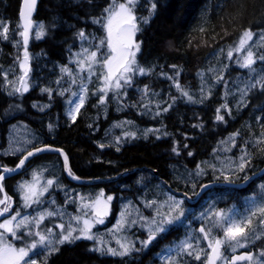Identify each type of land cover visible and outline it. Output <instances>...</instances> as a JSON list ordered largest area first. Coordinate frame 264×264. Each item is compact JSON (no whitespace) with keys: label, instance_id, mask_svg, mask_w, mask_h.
Here are the masks:
<instances>
[{"label":"trees","instance_id":"obj_1","mask_svg":"<svg viewBox=\"0 0 264 264\" xmlns=\"http://www.w3.org/2000/svg\"><path fill=\"white\" fill-rule=\"evenodd\" d=\"M21 2L22 0H0V22L6 23L9 28V40L0 39V70L13 67L17 76L20 70L14 61L18 56L22 58L23 45L21 42L18 47H13V42L21 40L17 35L21 30L17 27ZM107 2L108 0H40L33 17L32 32L38 24L43 23L45 35L36 39L33 32L28 46L29 54L35 56L31 61L29 75L35 86L23 96H10V89L7 87L6 90L4 77L0 76V145L6 140L9 126L21 123L33 129L43 141L61 148L69 157V164L75 175L84 179H111L86 186L73 183L65 173L62 175V180L68 188L81 191L102 189L105 194L114 196L106 226L112 224L115 219L120 197L139 201V197L151 199L157 193L162 198L159 190L167 189V185L177 191H185L184 182L176 180V167L194 170L198 163L210 157L220 140L238 129L240 134L236 150L239 152L238 145L249 138V131L252 134L261 132L260 124L255 118L264 116V112L259 110V107L264 105V94L256 90L249 96L247 107L237 109L227 98L232 115L229 117L225 114V122H216L215 110L225 102L221 99L225 91L223 84H220L203 104H186L179 100L167 113L155 118L151 114L140 115L142 109L138 107L127 106L140 101V93L136 88H143L146 84L150 85L152 91L161 92L163 98L167 95L168 103H171L168 99L169 91L172 96L178 95L174 88L169 89V81L157 76L161 71L159 66H163V71L169 74L172 69L168 65L181 68L180 83L185 87L190 86V90L196 92L199 86L197 72L207 66L215 51L237 43L245 28H249L254 34L264 29V0H153L157 8L149 23L142 25V31L138 33V39L142 42L138 59L143 66L156 65L155 72L151 76L136 78V83L121 101V104L125 105L122 111H118L116 103L109 99L108 113L106 116L101 115L100 119L93 123V116L99 111L98 107H93L98 97L89 95L77 115L76 122L73 123L66 115L69 94H53L49 100L47 93H42L41 88L50 87L54 92L57 89L55 81L59 75V66L68 63L69 50L76 52L81 47V42L75 35L80 29H84L86 34H101L98 26L93 25L89 18L99 16ZM148 6L147 0H141L137 15L148 16ZM201 28L204 29L203 32L200 31ZM229 65L230 71L226 73L225 78L232 87V81L243 75L245 69L238 68L231 61ZM33 104H50V107L40 111L34 108ZM16 105H20V108L17 109ZM151 106L155 111V103ZM161 107H167V103L161 104ZM123 118L133 120L140 126L159 129V132L152 133L147 139L138 134L137 138L132 139L121 136L122 132L119 131L113 136L121 137L120 150L117 151L115 146H111L114 144L113 140L106 139L105 132L113 122ZM49 123L55 126L51 133L48 129ZM89 124L92 125L91 128L88 127ZM194 125L202 127H193ZM157 136L160 138L157 139ZM174 141L180 150L179 156L171 151ZM100 143L105 147H98ZM185 144L188 145L187 149L183 147ZM250 149L255 152L252 146ZM189 151L193 153L191 157L187 155ZM53 159L63 168V161L58 154L46 153L36 156L17 176L4 181L7 193L15 194L19 200L18 194L14 193L17 182L29 179L30 171L35 165ZM18 162V156H0V166L15 167ZM263 168L264 154L256 153L248 174L254 175ZM242 181L239 179L236 182ZM159 183L162 187L156 190ZM199 183H213L212 175H207L198 181V185ZM255 183L254 181L240 188L209 189L190 205L192 214L184 225L173 228L162 238L157 237L146 248L137 247L140 251L131 256H102L89 251L93 247L92 241L79 240L71 245L60 246L59 251L48 257V264H159L157 254L185 236L189 230L187 222H190L193 215L209 200H217L218 209L232 204L242 206L243 197L253 191ZM197 191H200L199 187ZM95 194L92 192V195ZM53 195L64 203L61 192ZM68 207L74 208L73 205ZM192 222L198 224L197 221ZM54 231L60 230L54 228ZM140 234L147 238V233ZM252 248L255 251L264 250V239L257 241ZM196 263L200 264L197 261Z\"/></svg>","mask_w":264,"mask_h":264},{"label":"snow or ice","instance_id":"obj_2","mask_svg":"<svg viewBox=\"0 0 264 264\" xmlns=\"http://www.w3.org/2000/svg\"><path fill=\"white\" fill-rule=\"evenodd\" d=\"M141 0H108L105 7L100 11L99 16L90 17L93 25L98 26L100 35L86 34L84 29H80L75 35L81 42L78 51L69 50V60L67 64L59 66L60 75L55 81L57 89L50 87L41 88L42 93H47L49 100L53 94L63 96L70 92L72 99L66 108V115L75 123L77 115L84 107L89 95L98 97L97 103L93 107H98L106 113L109 99L116 103L117 107L122 109L125 105L121 101L125 99L128 90L136 83L138 76H151L156 69V65L143 66L140 64L138 54L141 53V41L138 39V33L142 31V25L148 24L157 8L153 0H147L148 16H138ZM37 0H23L19 9V24L17 35L22 39L23 52L22 58L18 56L14 64L19 65L20 74L17 76L14 68L11 69L13 79H8V72L0 70V76L4 77V85L10 86L8 95L23 96L32 87L29 75L31 69L28 44L30 31L33 30L32 15L36 8ZM204 31L203 28L200 29ZM227 34V33H226ZM45 35V26L40 23L35 28V38L40 39ZM254 35L258 39L253 41ZM0 39L9 40V28L6 23L0 22ZM87 42V47L84 43ZM21 40L13 42V47H18ZM191 44V41L189 42ZM256 51H253V48ZM236 54L233 60V54ZM217 60V65H210L207 70H198L199 79L198 92H192L189 87L180 83L182 69L176 65H168L172 69L171 74L163 71L157 73L158 77L169 81V89L174 88L178 93L172 96L168 93V100H154L161 94L152 91L150 85H144L143 88H136L140 93V101L131 105L132 108H140V115L151 114L153 118L167 113L174 107L177 101L182 100L186 104H203L210 96L214 94L217 85L225 86L224 95L221 97L225 102L216 108L215 121L225 122V114L231 117L232 112L227 102L228 96H235L239 93L237 100V109L248 106V97L250 93L259 90L264 94V66L257 68L255 65L259 62L264 65V29L258 34H254L249 28H245L238 43L234 45L219 48L213 53ZM233 62L238 68L247 70V79L232 81V87L229 86V80L225 78L226 73L230 71L229 63H224L220 58ZM75 67H72V66ZM67 87H64V85ZM240 84L243 86L241 87ZM94 85V86H93ZM90 86H93L90 88ZM73 88L76 90L73 91ZM198 97V98H197ZM152 103H155L156 110L153 111ZM167 103V107H161V104ZM43 111L49 105H36ZM19 109L20 105H16ZM264 112V105L259 107ZM224 113V114H222ZM257 123L260 124L261 132L259 136H253L249 131V138L244 140L239 147V155L225 156L220 158L219 152L228 153L232 148L237 147V138L239 129L230 133L228 137L220 141L222 147L214 149L216 162L210 163L202 161L198 163L193 171L187 172V178L178 176L177 180H183L185 191L178 197L171 190L164 192L165 199H144L142 201L145 208L151 210L150 216H144L139 209H132L131 202L121 206V211L111 228L101 235L94 231L97 225H103L110 213V202L113 201L112 195H106L101 189L95 195H82L73 189L67 188L61 182L60 177L49 173L48 169H33L31 179L17 182L15 192L19 196V204L13 209V196L5 191L3 181L9 174L17 172L25 165L28 158L42 152H51L58 154L63 158L62 172L67 174L71 180H79L80 177L74 174L69 166V157L58 147H53L46 141H40L38 138L25 139L23 145L20 141L13 138L9 142V148L5 150V155H15L21 153L19 162L14 168L6 165L0 166V264H38L35 258L43 254L40 264H48L47 258L57 251L62 245H71L79 240L92 241L93 247L89 251L100 255L125 258L133 253L140 251L136 247V241L130 238L129 230L139 226L147 233V238L141 240V248H146L150 242L157 237L162 238L164 234L170 232L177 226L184 225L192 214L190 205L192 197H200L209 185L199 183L198 180L204 177L210 171L213 177V183L221 177L227 185H235L236 180L242 179L247 182L250 178L247 169L252 167V161L256 153L264 154V116H256ZM131 121L115 122L113 127L124 128L130 125ZM14 128L16 126H13ZM54 125L49 123L48 129L51 133ZM92 127L91 124L88 125ZM193 127H202L194 125ZM159 132V129H145L143 136L148 138L149 133ZM167 133H165L166 135ZM105 135H108L106 130ZM123 137L135 139L137 133L134 131H122ZM160 137L157 136V139ZM121 137L114 138L116 150H120ZM251 145L255 152L249 150ZM98 147L104 148L103 143ZM187 149L188 145L183 146ZM171 151L179 156L180 150L175 146ZM188 156L193 153L189 151ZM243 173L241 177L240 174ZM199 187L200 191H197ZM64 193V203L59 205L53 193ZM47 194V196H46ZM244 212L241 213L233 206L227 210L218 209L215 203H209V207L202 211L196 219L200 220L201 226L192 230L190 228L185 233L184 238L178 243L166 246L158 253L162 264H190L185 257L192 258L200 264H239L246 261L247 264H264V250L257 254L246 251L237 255L238 249L247 248L255 244L256 241L264 239V185H260L259 193H254L243 197ZM47 207H43V205ZM75 205V212L67 211V206ZM11 210V211H10ZM53 219L55 222L53 224ZM60 229L59 232L54 231ZM107 235L115 241L116 247L110 246V241L104 239ZM203 242V246H202ZM230 254V255H229Z\"/></svg>","mask_w":264,"mask_h":264},{"label":"rangeland","instance_id":"obj_3","mask_svg":"<svg viewBox=\"0 0 264 264\" xmlns=\"http://www.w3.org/2000/svg\"><path fill=\"white\" fill-rule=\"evenodd\" d=\"M38 25H39V24H38ZM33 32H34L33 36H35V31H33ZM33 32H32V33H33ZM259 32H260V31H259ZM259 32H258V33H259ZM258 33H257V34H258ZM31 37H32V34H31ZM257 39H258V36H257V35H254V37H253V41H249V44H253V42H254L255 40H257ZM21 42H22V39H21ZM237 43H238V42H237ZM84 46L87 47V44H85ZM225 49H227V48H225ZM253 51H254V52L256 51V48H255V47L253 48ZM29 55H30V64H29V67L31 68V61L35 58V56H34L33 54H29ZM235 58H236V54L234 53V54H233V59H235ZM220 59H221L224 63H229V62H230V61L225 60L223 56H221ZM210 65H217V60H216V58H215L213 55H211L210 59L208 60L207 66H206L204 69H202V70H207V68H208ZM217 66H218V65H217ZM262 66H264V65L259 64V62H257V64L255 65V67H257V68H260V67H262ZM73 67H75V66L73 65ZM11 68H13V67H11ZM11 68L4 70V71L8 72V79H9V80H12V79H13V75H12ZM58 71H59V70H58ZM58 74L60 75V72H59ZM59 75H58V76H59ZM29 78H30V76H29ZM236 78H237V77H236ZM237 79H239L240 81H243V80L247 79V70H245V73H244L243 75L239 76ZM237 79H235V80H237ZM198 80H199V79H198ZM235 80H234V81H235ZM30 81H31V78H30ZM31 84H32V82H31ZM219 85H220V84H219ZM219 85H217L216 88H217ZM33 86H35V83L32 84V87H33ZM240 86L242 87L243 85L240 84ZM7 87L11 90L10 86H7ZM32 87H30L29 90H30ZM64 87H67V85L65 84ZM91 87H92V86H90V88H91ZM230 87H231V86H230ZM198 88H199V86H198ZM216 88H215V89H216ZM75 90H76V89L73 88V91H75ZM155 92H156V91H155ZM196 92H198V90H197ZM157 93H160L161 95H160L159 97H155V98H153L154 100H166V99H167V95L165 96V98H163L161 92H157ZM65 94H69L68 103H69L72 99H75L74 97L71 96V93H70V92H66ZM250 95H251V93L249 94V96H250ZM197 98H198V97H197ZM227 98H228V99H231V100L234 99V101L232 100V104H235V106H236L237 100L239 99V93H236L235 96H228ZM248 98H249V97H248ZM180 101H182V100H180ZM183 102H184V101H183ZM233 102H234V103H233ZM197 104H199V103H197ZM98 109H99V108H98ZM116 109H117L118 111H122V109L118 108L117 106H116ZM107 113H108V105H107V111H106V113L104 112V110L99 109V111L93 116V120H92L93 123H96V122L100 119L101 115L106 116ZM121 121H131L132 123H131L130 125H125L123 129L120 128V127H113V125H114L115 122H121ZM115 122H113V123L111 124V126L107 129L108 135H105L106 139L113 140V142H114V137H113V136H114L117 132H119V131L122 132V131H126L127 129H130V130L136 132L138 135H141L142 137H144V136H143V132H144L145 129H154V128H152V127H144V126H140V125L137 124L135 121H133V120H129V119H126V118H123V119L118 120V121H115ZM13 126H16V127L14 128ZM151 134H152V133H149L148 138L151 136ZM259 135H260V132H256V133L253 134V136H259ZM121 136H122V135H121ZM119 137H120V136H119ZM226 137H227V135H226ZM226 137H225V138H226ZM13 138H15V139H17V140L20 141V145H17V146H21V145H23V140H25V139L38 138L40 141H43V139H42V138H41V137H40V136H39V135H38L33 129H31V128L29 129L27 126H25V125H23V124H21V123L12 124V125H10L9 128H8L5 142L2 143V145H4V144H5V145H4L2 148H0V156H9V155H5L4 153H5V150L9 148V142H10V140H12ZM225 138H224V139H225ZM224 139H222V140H224ZM222 140H220V141H222ZM220 141L216 144V146H215L214 149H220V148L222 147V145H220ZM2 145H0V146H2ZM250 147H251V145H249V147H248L249 150H251ZM234 150H235V147L232 148V151H231V152H228V153H224L223 151H220V152H219L220 158L223 159L225 156H229V157L233 156V154H234L233 151H234ZM237 153H238V152H237ZM18 155L20 156L21 153H17V154L12 155V156H18ZM238 155H239V154H238ZM204 161H208V162H210V163H214V162H216V155L214 154V152H212L211 155H210V157H209L208 159L204 160ZM41 168L48 169V172L45 173V176H47L49 173L55 174L56 176L60 177L61 182L65 185L64 181L62 180V175H63L62 167L57 163L56 159H53V160H51V161H47V162H43V163H40V164L35 165V166L31 169L30 174H31V172H32L33 169H37V170H39V169H41ZM189 171H193V170L181 169L180 167H176V169H175V177H176V180H177V177H178V176H184L185 178H187V172H189ZM209 174L212 175V173H211L210 171L208 172L207 175H209ZM247 174H248V169H247ZM207 175H206V176H207ZM206 176L199 178L198 181H201V180L204 179ZM240 176L242 177V176H243V173H241ZM248 176H249V174H248ZM221 178H222V177H221ZM30 179H31V177H30L29 179H24V180H30ZM230 179H236V178L230 176ZM24 180H21V181H24ZM145 180H147V179H145ZM236 180H239V179H236ZM180 181H183V180H180ZM260 185H264V179H263L262 181L256 183L255 187L253 188V191H252L249 195H252V194H254V193H259V191H260ZM160 187H162V184H161V183H159V184L156 186V190H159ZM67 188H68V187H67ZM15 189H16V187H15ZM69 189H73V190H75V192H78V193H80V194H82V195H85V196H87V195H92V192L98 193V192L101 190V189H94V190H93V189H86V190H84V191H81V190H79V189L77 190V189H74V188H69ZM159 191H161V193H162V198H160V197L158 196V194H157L156 192H154V193H156V194H155V197L152 198V199H158V200H161V201L164 200V199H165L164 192L169 191V190H166V191H165L164 189H160ZM61 195L64 196V193L61 192ZM106 195H107V194H106ZM46 196H47V194H46ZM178 197H179V196H178ZM63 199H64V198H63ZM144 199H145L144 197H139V201H140V203H141V204H140V203H138V201H135V200L132 199V198L120 197V198H119V212L116 214V216H115V220L113 221V223L110 224V225H108V226H106V225H107V224H106V223H107V219H108V217L110 216V214H111V210H112V204H113V201H114V196H113V201L110 202V213H109V216L106 218L105 223H104L103 225H97V226L94 228V231H95V232H98V233L101 234V235L105 234V233H106V230L109 229V228H111L112 225L115 223L116 218H117V216L119 215V213H120V211H121V206L124 205V204H128V202H131L130 207H131L132 209H139V211H140L144 216H150V215L148 214V212H151V210L148 209V208H145L144 205H143V203H142V201H143ZM56 200H57V203H58L59 205H63V203H61L58 199H56ZM213 202L215 203V206H216V208H217V200H209V201L207 202V204H206L201 210L197 211V212L193 215L192 220L190 221V222H191V224H190V228H191L192 230H196V229H198V228L201 226V222H200V220L196 219L195 217H198L199 214H200L202 211H204L205 209H207V208L209 207V203H213ZM242 203H243L242 206H239V205H233V204H232V205L227 206V207L224 208V209L227 210V209L232 208L233 206H235L236 209H238L241 213H243V212H244V200H243ZM43 207H47V205L45 204V205H43ZM73 207H74L73 209H70V208L67 206V211L70 212V213H74V212H75V205H73ZM53 221H54V222H58V221H55V219H53ZM192 221H197L198 224L195 225V223H193ZM187 225L189 226V222H187ZM59 230H60V229H59ZM137 231H143V232H145L144 229L141 228V227H139V226H135V227H133V228H131V229L129 230V236H130V238H132V239L135 240L136 242H137V234H136ZM182 238H184V237H182ZM182 238H181V239H182ZM104 239L110 241V246H112V247H116V245H115V241L111 240L110 237H108L107 235H104ZM181 239H179V240H181ZM141 240H143V239L140 238V241H141ZM179 240H178L176 243H178ZM258 241H259V240H258ZM256 242H257V241H256ZM256 242H255V243H256ZM252 245H254V244H252ZM252 245H249L247 248H244V249H249V248L252 247ZM136 246H137V243H136ZM202 246H203V242H202ZM240 250H243V249H238L237 252H239ZM262 250H263V249H262ZM229 255H230V254H229ZM42 257H43V254H42V253L35 257V258L37 259V261H38V264H40V261H41ZM47 259H48V258H47ZM185 259L189 260L190 263L197 264L195 260H192V258L185 257ZM159 264H162L161 260H160V263H159ZM244 264H247V262H245Z\"/></svg>","mask_w":264,"mask_h":264},{"label":"water","instance_id":"obj_4","mask_svg":"<svg viewBox=\"0 0 264 264\" xmlns=\"http://www.w3.org/2000/svg\"><path fill=\"white\" fill-rule=\"evenodd\" d=\"M23 2V0H22ZM39 3H40V0H37V5H36V8L33 10V15L32 17L35 15V13L37 12L38 10V6H39ZM22 4V3H21ZM31 32V31H30ZM29 43H30V38H29ZM45 153H51V152H42V153H39V154H35L33 157H30L28 158V160H26L25 162V165L31 160L33 159L34 157L36 156H39V155H42V154H45ZM63 159V158H62ZM24 165V166H25ZM24 166H22L21 169L17 170V172L15 173H12V174H9L6 179L8 178H11V177H14L16 175L19 174V172L24 168ZM70 166V165H69ZM67 175V174H66ZM264 175V168L259 171L258 173L250 176L249 180L247 182H242V183H236L235 185H227L225 184L224 182H215V183H211V184H207L209 185V188L210 187H233V188H239V187H243V186H246L248 184H250L252 181L256 180L257 178H260L261 176ZM69 178V177H68ZM71 180V178H69ZM111 179H101V180H98V179H84V178H80L79 180H72L74 183L76 184H79V185H93V184H96V183H100V182H104V181H110ZM170 188V187H169ZM172 191H174V189L170 188ZM207 190V189H206ZM205 190V191H206ZM204 191V192H205ZM177 194H180V193H177ZM204 194V193H203ZM199 198V197H198ZM13 205H14V201H13ZM3 217H0V219H2ZM239 254H242V253H238L237 255ZM242 263V262H239V264Z\"/></svg>","mask_w":264,"mask_h":264},{"label":"bare ground","instance_id":"obj_5","mask_svg":"<svg viewBox=\"0 0 264 264\" xmlns=\"http://www.w3.org/2000/svg\"><path fill=\"white\" fill-rule=\"evenodd\" d=\"M234 101V100H233ZM234 103V102H233ZM235 106V104L233 105V107ZM61 159H62V157H61ZM62 161H63V159H62ZM229 188H233V187H229Z\"/></svg>","mask_w":264,"mask_h":264},{"label":"flooded vegetation","instance_id":"obj_6","mask_svg":"<svg viewBox=\"0 0 264 264\" xmlns=\"http://www.w3.org/2000/svg\"><path fill=\"white\" fill-rule=\"evenodd\" d=\"M11 211V210H10Z\"/></svg>","mask_w":264,"mask_h":264}]
</instances>
